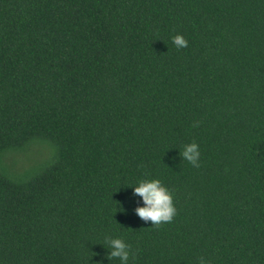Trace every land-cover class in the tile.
<instances>
[{"label": "trees", "instance_id": "16d2710c", "mask_svg": "<svg viewBox=\"0 0 264 264\" xmlns=\"http://www.w3.org/2000/svg\"><path fill=\"white\" fill-rule=\"evenodd\" d=\"M153 178L158 226L131 187ZM106 238L128 264H264V0H0V264H120Z\"/></svg>", "mask_w": 264, "mask_h": 264}, {"label": "clouds", "instance_id": "9594fccd", "mask_svg": "<svg viewBox=\"0 0 264 264\" xmlns=\"http://www.w3.org/2000/svg\"><path fill=\"white\" fill-rule=\"evenodd\" d=\"M178 48L187 47L188 41L181 34L171 37ZM180 155L193 166H199V146L196 143L186 144ZM133 192L142 198L143 205L136 208V213L145 221L150 220L152 225L158 226L162 222H171L176 214L172 192L159 179L139 180L132 186ZM111 248L110 258L119 257L120 264H128L130 245L120 238H106ZM134 255V254H133ZM199 264H207L203 257Z\"/></svg>", "mask_w": 264, "mask_h": 264}, {"label": "rangeland", "instance_id": "374dc122", "mask_svg": "<svg viewBox=\"0 0 264 264\" xmlns=\"http://www.w3.org/2000/svg\"><path fill=\"white\" fill-rule=\"evenodd\" d=\"M50 153H51L50 146L44 144H34L33 147H31L27 151L13 154L12 157H10L8 160L9 162L8 168H10L11 164H14L13 166L16 167L17 169L20 168L19 171L22 172L31 167L29 171L17 175V177L26 178L27 176L33 173L32 170L33 166H35L38 163H44L49 157ZM29 155L34 157V161L32 158H29Z\"/></svg>", "mask_w": 264, "mask_h": 264}]
</instances>
